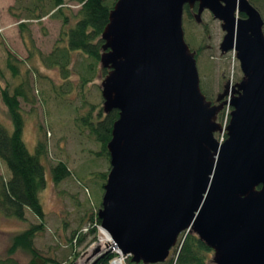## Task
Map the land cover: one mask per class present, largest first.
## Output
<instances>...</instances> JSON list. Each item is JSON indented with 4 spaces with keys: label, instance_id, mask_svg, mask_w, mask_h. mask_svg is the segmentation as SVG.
Listing matches in <instances>:
<instances>
[{
    "label": "water",
    "instance_id": "obj_1",
    "mask_svg": "<svg viewBox=\"0 0 264 264\" xmlns=\"http://www.w3.org/2000/svg\"><path fill=\"white\" fill-rule=\"evenodd\" d=\"M185 6L198 24L205 11L221 22L219 49L240 62L242 79L215 104L184 40ZM263 27L249 0H117L110 11L102 108L119 115L97 216L133 264L166 262L183 233L213 250V264H264Z\"/></svg>",
    "mask_w": 264,
    "mask_h": 264
},
{
    "label": "rangeland",
    "instance_id": "obj_2",
    "mask_svg": "<svg viewBox=\"0 0 264 264\" xmlns=\"http://www.w3.org/2000/svg\"><path fill=\"white\" fill-rule=\"evenodd\" d=\"M13 4L18 11L17 14L15 10L16 15H12L10 10V5ZM19 5L16 0H0V91L7 88L12 92L22 79L29 82V101L20 100L26 123L25 144L31 153H34L39 139L48 144V155L42 162L46 167L47 187L40 194L46 214V230L34 239L35 248L41 256L54 259L60 264H70L74 260L71 258L74 253H79L74 264H94L102 254L113 253L111 249L102 247L105 237L100 228L94 235H88L81 246L75 245L77 240L71 246L74 232L88 234L98 224L96 215L102 207L103 187L106 184L103 175L110 170V162L96 154L99 153L100 146L88 138V133L82 134L75 126L76 111L79 109L81 113L87 112L82 109L83 92L77 75L81 71L79 64L82 57L76 55V64L69 82L61 79L58 69L43 66L41 57L54 49V44L60 37L62 22L47 16L40 21L26 23L25 29L19 28V21L29 19L26 10L19 13ZM70 6L73 13L81 8L74 2ZM255 7L264 20V1L255 3ZM182 20L184 40L191 51L198 52L195 58L201 90L208 100L215 101L228 82L237 84L242 79L240 62L234 52L222 54L220 51L225 32L221 29V22L214 19L210 12L202 14V24L186 15H183ZM8 53L20 60L21 78L14 77L9 71L6 60ZM102 81L98 77L85 88L84 99L88 104L102 106ZM56 88H59L61 95L55 91ZM230 111L231 107L227 106L218 114L217 121L221 125L227 126ZM0 122L9 133L12 132L13 125L1 98ZM215 136L219 141L226 138L224 133ZM59 162L67 165L71 176L55 185L51 168ZM0 176H9L8 168L1 159ZM38 223L30 210L26 212V221L7 219L0 212L1 259L11 257L19 264H30L31 256L27 252L18 250L9 256L8 250L13 236ZM97 248L101 253L89 261Z\"/></svg>",
    "mask_w": 264,
    "mask_h": 264
},
{
    "label": "trees",
    "instance_id": "obj_3",
    "mask_svg": "<svg viewBox=\"0 0 264 264\" xmlns=\"http://www.w3.org/2000/svg\"><path fill=\"white\" fill-rule=\"evenodd\" d=\"M16 1H18V5L20 4L17 8L19 13L26 10L29 17V19L19 21V28L25 29L26 23L40 21L47 16L61 20L60 37L55 42L52 52L41 57L42 64L48 69H58L61 79L64 82H69L73 75V66L76 64V55L82 57L79 64L81 71L77 75L79 87L83 92L84 106L81 108L86 109L87 112L81 113L79 109L76 111L75 126L82 134L88 133V138L100 146L99 153H96L97 156L105 157L109 161L107 145L111 139L112 126L118 120L119 113L113 110L109 114H105L102 106L88 104L84 95L88 84L93 83L98 77L104 80L108 75L109 70L102 68L100 63L104 43L102 33L108 23L110 11L117 0ZM263 1L249 0L253 7H255V3ZM73 2L81 6L76 13L71 10L70 3ZM23 3L29 5L25 6ZM10 10L12 15H16L14 13L17 10L14 4L10 6ZM195 12H197V8L184 7V15L189 19L193 18ZM16 13L18 14V11ZM6 60L12 75L21 78L20 60L10 53H8ZM55 91L61 95L59 88H56ZM29 93L30 84L25 79H22L12 92L7 88L0 91L1 102L6 106L10 122L13 125V130L9 133L0 122V159L9 172L8 178L0 176V212L7 219L26 221V212L30 210L39 221L38 224H32L25 231L12 237V244L8 250L9 256L14 255L18 250H22L31 256L30 264H60L54 259L41 256V253L35 248L34 239L46 230V214L40 194L47 187L46 167L42 162L48 155V144L45 140L39 139L34 153H31L25 144L24 128L26 123L20 100L29 101ZM108 174L103 175L105 181ZM51 175L54 184L58 185L61 181L69 178L71 173L66 164L59 162L57 166L51 168ZM97 223L98 226L95 224L94 229L88 234L83 235L80 231L74 232L71 246L73 247L75 240H77L76 246L84 244L88 235H94L97 232L101 224L98 216ZM180 237L178 246L171 250L170 258L159 264H213V250L200 241L196 234L183 233ZM78 256L79 253H74L71 257L74 260L70 264H74ZM114 257L115 254L108 252L98 257L94 264H109ZM126 262L133 264L131 257H127ZM0 264L19 263L11 257L6 260L0 257Z\"/></svg>",
    "mask_w": 264,
    "mask_h": 264
},
{
    "label": "built area",
    "instance_id": "obj_4",
    "mask_svg": "<svg viewBox=\"0 0 264 264\" xmlns=\"http://www.w3.org/2000/svg\"><path fill=\"white\" fill-rule=\"evenodd\" d=\"M102 231V233L104 234L105 239L103 240V243L105 242V240H109L107 241V243L104 244V249L108 248L111 249V251L113 252V254H115V257L109 262V264H125V262L127 261V257L123 256L122 253L115 247L110 246V244H113L110 237H108V235L106 233L103 232L101 226L99 227ZM103 245V244H102Z\"/></svg>",
    "mask_w": 264,
    "mask_h": 264
},
{
    "label": "flooded vegetation",
    "instance_id": "obj_5",
    "mask_svg": "<svg viewBox=\"0 0 264 264\" xmlns=\"http://www.w3.org/2000/svg\"><path fill=\"white\" fill-rule=\"evenodd\" d=\"M196 8H197V6H195V7H194V8H192V9H196ZM195 13H196V12H195ZM240 17H241V18H244V16H243V15H242V16L240 15ZM231 84H232V83H231ZM234 85H236V84H232V85H231V87H232V86H234ZM210 101L212 102V104H215V103H216V100H215V101H212V100H210ZM260 189H262V187H261V186H259V187L257 188V190H260Z\"/></svg>",
    "mask_w": 264,
    "mask_h": 264
},
{
    "label": "bare ground",
    "instance_id": "obj_6",
    "mask_svg": "<svg viewBox=\"0 0 264 264\" xmlns=\"http://www.w3.org/2000/svg\"><path fill=\"white\" fill-rule=\"evenodd\" d=\"M107 241H109V240H108V239L105 240V242H104L103 245H102L103 247H104V244L107 243ZM110 246H112V244H110ZM104 248H105V247H104Z\"/></svg>",
    "mask_w": 264,
    "mask_h": 264
},
{
    "label": "crops",
    "instance_id": "obj_7",
    "mask_svg": "<svg viewBox=\"0 0 264 264\" xmlns=\"http://www.w3.org/2000/svg\"><path fill=\"white\" fill-rule=\"evenodd\" d=\"M11 6V5H10Z\"/></svg>",
    "mask_w": 264,
    "mask_h": 264
}]
</instances>
